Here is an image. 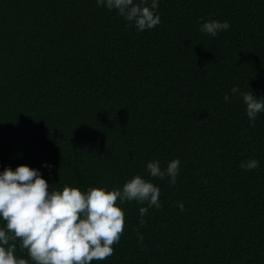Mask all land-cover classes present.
I'll list each match as a JSON object with an SVG mask.
<instances>
[{"label": "trees", "instance_id": "16d2710c", "mask_svg": "<svg viewBox=\"0 0 264 264\" xmlns=\"http://www.w3.org/2000/svg\"><path fill=\"white\" fill-rule=\"evenodd\" d=\"M155 12L138 31L96 0H0V173L27 166L59 191L137 175L157 186L161 206L143 217L146 204L117 201L123 234L92 264H264V112L250 127L242 99L264 98V0ZM213 20L230 27L211 37ZM174 159L175 185L150 176Z\"/></svg>", "mask_w": 264, "mask_h": 264}, {"label": "clouds", "instance_id": "9594fccd", "mask_svg": "<svg viewBox=\"0 0 264 264\" xmlns=\"http://www.w3.org/2000/svg\"><path fill=\"white\" fill-rule=\"evenodd\" d=\"M98 6L115 10L129 27L133 24L138 31L149 30L159 25L160 16L155 10L158 0H96ZM227 22L208 21L201 31L211 37L226 31ZM239 91L232 88L233 94ZM223 99L227 102L229 96ZM250 127L255 126L257 115L264 112V98H257L251 91L242 94ZM180 161L172 160L166 170L159 161L147 164L153 178H170L175 185ZM259 162L252 159L242 162L245 170L256 169ZM45 167H51L45 165ZM160 189L137 175L127 181L122 189L106 190L90 188L82 192L75 187L65 186L62 191L49 190L41 174L27 166H18L15 171L5 168L0 173V219L5 226L0 228V264H92L104 261L113 255L124 231L125 213L117 201H136L146 204L139 209L143 217L148 208H159ZM178 207L183 211V204ZM144 223L143 220L140 221ZM142 239V237H141ZM26 250L28 259L15 255L16 241Z\"/></svg>", "mask_w": 264, "mask_h": 264}]
</instances>
